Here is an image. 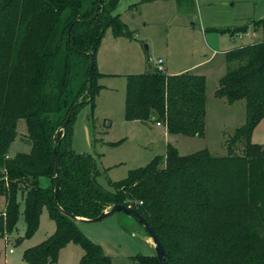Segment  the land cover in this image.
Masks as SVG:
<instances>
[{
	"label": "trees",
	"instance_id": "obj_1",
	"mask_svg": "<svg viewBox=\"0 0 264 264\" xmlns=\"http://www.w3.org/2000/svg\"><path fill=\"white\" fill-rule=\"evenodd\" d=\"M116 6L117 0H0V198L5 199L0 238H9L21 221L24 234L17 241L32 237L47 208L56 232L24 251L27 264H57L69 242L82 247L81 264H113L75 218L95 219L124 205L149 222L167 251V264H264V146L252 141L264 120V42L225 54L227 73L215 95L229 105L245 101L246 118L226 140L224 156L208 149L182 156L169 145L164 157L110 181L106 190L98 183L95 158L73 151L72 122L81 107L93 103L96 55L106 30L129 36L120 16L113 15ZM256 27L264 29V20ZM74 54L84 63L85 79L71 98ZM90 54L95 76L89 101ZM206 85L205 76L190 72L129 75L125 119L155 118L169 134L203 138ZM19 120L27 126L31 150L10 157ZM42 179L50 184L43 187ZM135 262L160 264L156 255L137 256Z\"/></svg>",
	"mask_w": 264,
	"mask_h": 264
},
{
	"label": "rangeland",
	"instance_id": "obj_2",
	"mask_svg": "<svg viewBox=\"0 0 264 264\" xmlns=\"http://www.w3.org/2000/svg\"><path fill=\"white\" fill-rule=\"evenodd\" d=\"M113 15L120 16L129 36L115 37L111 29L106 30L96 55L93 103L81 107L72 122V149L95 158L99 185L111 190L110 181H122L131 170L164 157L169 145L182 156L204 149L215 156H224L226 140L245 122L246 108L245 101L229 105L215 93L227 73L225 54L264 42L263 27H256V22L264 20V0H117ZM237 29L240 31L235 32ZM151 59H163L165 74L190 72L206 77L205 137L168 134L164 124L158 126L155 118L126 121L127 76L154 70ZM84 79V63L74 54L71 98ZM53 119L56 120L55 115ZM252 141L264 146V120L254 130ZM30 150L27 126L24 120H19L9 156ZM49 184V180L42 179L43 187ZM77 227L102 247L113 264H137L135 257L155 255L144 227L128 214L113 213L96 223H78ZM24 228L21 221L9 238H0V264H27L24 251L48 240L57 226L44 208L37 232L18 242ZM83 254L80 245L69 242L60 250L57 264H81Z\"/></svg>",
	"mask_w": 264,
	"mask_h": 264
},
{
	"label": "water",
	"instance_id": "obj_3",
	"mask_svg": "<svg viewBox=\"0 0 264 264\" xmlns=\"http://www.w3.org/2000/svg\"><path fill=\"white\" fill-rule=\"evenodd\" d=\"M102 1L103 0H99V3H101ZM94 76H95L94 54H90V66H89L88 89H87L89 101L92 99V95H93L92 93H93ZM79 104H80V102H78L75 105V107L70 111L69 115L67 116L64 124L57 130L56 135L54 137V141H56L58 134L67 128V125L70 122L71 116L74 113L75 108H77ZM53 159L55 161V175L57 178L59 170H60V162H59V158L57 156V152L55 149L53 150ZM59 187H60L59 183L56 181V185H55V192H56L55 193V202L56 203H57V197H58L57 192L59 190ZM119 212L130 215L131 217L136 219L144 227L145 231L147 232L149 238L151 239V241L155 247V255L158 258L159 263L160 264H167L168 254H167V251H166L164 245L160 241L158 235L156 234L154 229L151 227L149 222H147L136 210H134L132 208H128L124 205H114V206L110 207L108 210L104 211L99 217H97L95 219H85V218H75V219L78 221V223H81V222L96 223V222L103 220L104 218H106L107 216H109L113 213H119ZM65 214L69 215L68 213H65Z\"/></svg>",
	"mask_w": 264,
	"mask_h": 264
},
{
	"label": "built area",
	"instance_id": "obj_4",
	"mask_svg": "<svg viewBox=\"0 0 264 264\" xmlns=\"http://www.w3.org/2000/svg\"><path fill=\"white\" fill-rule=\"evenodd\" d=\"M150 61L155 64V69H157L158 71H161V72L164 71V68H163L164 61H163V59H158L156 61H154L153 59H151ZM157 125L160 126L161 123H157Z\"/></svg>",
	"mask_w": 264,
	"mask_h": 264
},
{
	"label": "crops",
	"instance_id": "obj_5",
	"mask_svg": "<svg viewBox=\"0 0 264 264\" xmlns=\"http://www.w3.org/2000/svg\"><path fill=\"white\" fill-rule=\"evenodd\" d=\"M180 73H182V72H180ZM185 73V72H184ZM169 75H171V74H169ZM173 75V74H172ZM161 126V125H160ZM165 126V125H164ZM165 132L166 133H168V131H167V129H166V127H165ZM169 134V133H168ZM48 184V183H47ZM2 202V203H1ZM0 204L1 205H3V209H4V206H5V201H0ZM2 210V209H1Z\"/></svg>",
	"mask_w": 264,
	"mask_h": 264
}]
</instances>
